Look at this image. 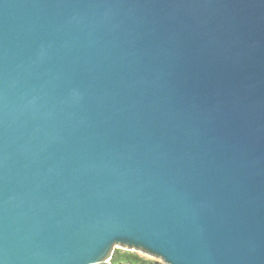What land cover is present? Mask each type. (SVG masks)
I'll return each instance as SVG.
<instances>
[{"label":"water","instance_id":"1","mask_svg":"<svg viewBox=\"0 0 264 264\" xmlns=\"http://www.w3.org/2000/svg\"><path fill=\"white\" fill-rule=\"evenodd\" d=\"M116 247L264 264V0H0V264Z\"/></svg>","mask_w":264,"mask_h":264},{"label":"trees","instance_id":"2","mask_svg":"<svg viewBox=\"0 0 264 264\" xmlns=\"http://www.w3.org/2000/svg\"><path fill=\"white\" fill-rule=\"evenodd\" d=\"M111 261L112 264H146V262L140 259L137 255L129 252H119L117 254H114Z\"/></svg>","mask_w":264,"mask_h":264},{"label":"rangeland","instance_id":"3","mask_svg":"<svg viewBox=\"0 0 264 264\" xmlns=\"http://www.w3.org/2000/svg\"><path fill=\"white\" fill-rule=\"evenodd\" d=\"M124 253V252H129V253H132V254H135L137 255L140 259L144 260L146 262V264H163L162 260H160L159 258H156V257H152V256H149V255H146V254H143L141 252H138V251H135V250H125L121 247H116L114 249V252H113V255L114 254H117V253ZM112 259V257H111ZM110 262H112L110 260Z\"/></svg>","mask_w":264,"mask_h":264}]
</instances>
